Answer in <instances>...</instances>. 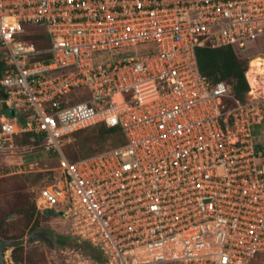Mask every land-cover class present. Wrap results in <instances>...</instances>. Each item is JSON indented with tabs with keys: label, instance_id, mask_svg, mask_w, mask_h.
<instances>
[{
	"label": "built area",
	"instance_id": "built-area-1",
	"mask_svg": "<svg viewBox=\"0 0 264 264\" xmlns=\"http://www.w3.org/2000/svg\"><path fill=\"white\" fill-rule=\"evenodd\" d=\"M222 46L248 60L243 101L199 69ZM0 53V106L25 114L0 113V151L44 136L36 207L100 264H264V0H0ZM101 122L125 143L68 160L62 139Z\"/></svg>",
	"mask_w": 264,
	"mask_h": 264
},
{
	"label": "rangeland",
	"instance_id": "rangeland-1",
	"mask_svg": "<svg viewBox=\"0 0 264 264\" xmlns=\"http://www.w3.org/2000/svg\"><path fill=\"white\" fill-rule=\"evenodd\" d=\"M70 70L69 68L55 70L50 76H59ZM87 96L88 89L81 86L75 88L68 99L71 103H76L80 97ZM82 137L71 134L63 138L62 148L71 146L75 154L80 155L81 150L75 144ZM89 146L86 145L84 148ZM98 149L99 146L92 143L91 150ZM58 159L56 152L47 147L44 138H38L36 141L30 139L28 143H14L12 147L0 151V220L3 219L6 227L3 234H8L11 237L9 241L16 243L15 249L13 246L5 247L2 257L5 264H13L12 255L17 257V264H100L102 262L97 250L88 248L87 243L78 242L71 237L68 232L67 217L51 211L50 228L29 229L26 225L27 215L16 211L18 206L32 207V201L39 188L57 173ZM58 239H67V242L61 243L57 241ZM5 250H10L9 257L5 255ZM261 259L262 256L258 255L250 264H260Z\"/></svg>",
	"mask_w": 264,
	"mask_h": 264
},
{
	"label": "trees",
	"instance_id": "trees-1",
	"mask_svg": "<svg viewBox=\"0 0 264 264\" xmlns=\"http://www.w3.org/2000/svg\"><path fill=\"white\" fill-rule=\"evenodd\" d=\"M39 38L46 41L45 33H36L28 36V39L36 41L37 46H42L39 43ZM38 40V42H37ZM197 62L200 71L212 81L223 80L225 83L230 85L232 95L234 99L243 101L246 98V91L248 89V84L246 82L244 72L247 68L248 60L245 57L240 56L233 47L231 46H222L218 48L210 47H201L197 49ZM38 58H42L39 56ZM5 64L3 61L2 54L0 53V78L3 75ZM0 95L3 96L4 92L0 88ZM13 111L19 123H23L25 120V114L16 110H8L3 106H0V113L5 112L9 115V112ZM10 116V115H9ZM90 128V129H88ZM88 129V130H86ZM87 133H84L86 132ZM75 136H83L82 139L77 142L76 147L81 150V154L77 155L73 151V147L66 146L65 149H61L70 161H75L77 159L90 156L94 153L100 152L102 150L115 147L121 144H124L126 139L119 126L108 127L105 123H97L85 129L76 131L72 133ZM38 138H44L42 134H34L31 132H24L19 135L14 136V143H28L30 139L36 141ZM45 140V138H44ZM92 143L97 144L99 149L91 150ZM90 145L88 148L84 146ZM57 155V153H56ZM57 174V173H56ZM54 174L51 180L56 175ZM50 180V181H51ZM16 211L20 214L27 215L26 225L28 228L40 227L41 229L47 230L50 228L49 225V215L51 211H40L37 209L35 204V196L32 201V207L26 208L24 206H18ZM6 230L4 227L3 219L0 220V234H3ZM11 237L8 234H3L0 236V264H5L3 262V251L7 246H13V249L16 248V243L9 241ZM58 242L66 243L67 239H58ZM87 243V242H84ZM87 247H92L87 243ZM93 248V247H92ZM95 249V248H94ZM96 250V249H95ZM101 257V256H100ZM13 264L18 263V259L15 255H12Z\"/></svg>",
	"mask_w": 264,
	"mask_h": 264
},
{
	"label": "water",
	"instance_id": "water-1",
	"mask_svg": "<svg viewBox=\"0 0 264 264\" xmlns=\"http://www.w3.org/2000/svg\"><path fill=\"white\" fill-rule=\"evenodd\" d=\"M13 114H14L13 111H10V112H9V115H10V116H13ZM5 255L9 257V256H10V250H5Z\"/></svg>",
	"mask_w": 264,
	"mask_h": 264
},
{
	"label": "flooded vegetation",
	"instance_id": "flooded-vegetation-1",
	"mask_svg": "<svg viewBox=\"0 0 264 264\" xmlns=\"http://www.w3.org/2000/svg\"><path fill=\"white\" fill-rule=\"evenodd\" d=\"M47 241H49V243H51V241L49 239L46 238Z\"/></svg>",
	"mask_w": 264,
	"mask_h": 264
},
{
	"label": "bare ground",
	"instance_id": "bare-ground-1",
	"mask_svg": "<svg viewBox=\"0 0 264 264\" xmlns=\"http://www.w3.org/2000/svg\"><path fill=\"white\" fill-rule=\"evenodd\" d=\"M264 63V62H263Z\"/></svg>",
	"mask_w": 264,
	"mask_h": 264
}]
</instances>
